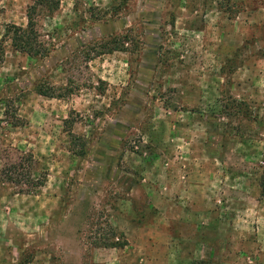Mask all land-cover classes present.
I'll list each match as a JSON object with an SVG mask.
<instances>
[{"label":"rangeland","instance_id":"374dc122","mask_svg":"<svg viewBox=\"0 0 264 264\" xmlns=\"http://www.w3.org/2000/svg\"><path fill=\"white\" fill-rule=\"evenodd\" d=\"M34 1L0 0V264H264V0H60L30 57Z\"/></svg>","mask_w":264,"mask_h":264},{"label":"trees","instance_id":"16d2710c","mask_svg":"<svg viewBox=\"0 0 264 264\" xmlns=\"http://www.w3.org/2000/svg\"><path fill=\"white\" fill-rule=\"evenodd\" d=\"M60 0H35L28 6L26 11V25L19 26L16 24H9L5 28V35L9 38L11 46L14 50L26 53L30 57H38L47 52V47L43 40L40 39L41 34L37 29V16L40 12L53 13L59 8ZM39 89V88H38ZM38 93L48 95L44 90L39 89ZM65 125H69L67 129L70 140L75 139V134L71 131L73 125V118L64 120ZM82 155V153L80 154ZM261 173L259 175L258 186L260 190V198L264 201V144L261 152ZM20 163H13L5 165L0 169V177L3 180L13 181V173H15ZM39 183H42L40 181ZM125 243L120 242V247Z\"/></svg>","mask_w":264,"mask_h":264}]
</instances>
